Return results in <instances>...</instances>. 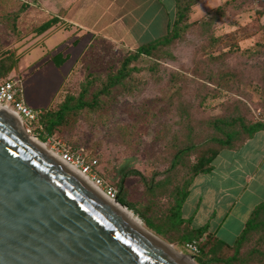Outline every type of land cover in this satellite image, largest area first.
<instances>
[{
	"label": "rangeland",
	"instance_id": "obj_1",
	"mask_svg": "<svg viewBox=\"0 0 264 264\" xmlns=\"http://www.w3.org/2000/svg\"><path fill=\"white\" fill-rule=\"evenodd\" d=\"M198 1L190 4L179 24L178 39L157 46L152 56L141 54L130 59L129 74L109 92L101 93L108 76L116 73L129 55L127 49L83 34L70 49L69 61L59 67L52 60L47 62L46 56H37L54 36L32 48L38 41L29 42L34 31L21 27L22 13L29 4L0 0V57L10 52L17 58L15 68L6 76L17 81L22 99L34 109L50 106L57 110L69 97L74 105L81 94L86 102L95 98L94 106L73 105L56 132L44 141L27 121L22 125L24 132L55 152L64 144L82 152L87 160H96L94 170L105 187L115 191L117 169L127 160L152 184L149 189L139 176L127 177L126 198L132 209L127 208L147 230L173 244L178 252L192 255L195 262L184 243L189 235L186 232L194 230L195 223L192 216L184 217V202L181 216H171L174 191L183 188L192 176L190 167L205 152L208 138H224L226 131L240 129L241 122L264 121V0H227L205 12L193 9ZM70 41H66V48ZM214 120L218 123L213 124ZM209 172L202 175L205 181ZM196 179L197 175L187 184L188 191ZM222 227L216 235L228 244L242 230L231 221ZM207 234L203 231L198 236L200 242L210 236ZM250 237L249 245L255 241L264 249V230ZM215 239L207 245L204 258L228 254L211 250ZM243 252L244 248L240 256ZM257 257L259 263L252 258L248 264H264V250Z\"/></svg>",
	"mask_w": 264,
	"mask_h": 264
},
{
	"label": "water",
	"instance_id": "obj_2",
	"mask_svg": "<svg viewBox=\"0 0 264 264\" xmlns=\"http://www.w3.org/2000/svg\"><path fill=\"white\" fill-rule=\"evenodd\" d=\"M105 196L33 142L0 106V264H198L132 223Z\"/></svg>",
	"mask_w": 264,
	"mask_h": 264
},
{
	"label": "crops",
	"instance_id": "obj_3",
	"mask_svg": "<svg viewBox=\"0 0 264 264\" xmlns=\"http://www.w3.org/2000/svg\"><path fill=\"white\" fill-rule=\"evenodd\" d=\"M20 1L29 4L20 23L24 31H34L35 36H29V42L38 41L32 48L54 36L53 41L45 46V51L37 56L42 54L47 57V62H55V55L60 54L62 65L69 61L70 49L81 41L83 34L134 50L165 35L176 10V0ZM226 1L199 0L193 9L205 12ZM49 21L51 25L47 29L36 32L38 26ZM59 31H62L61 35L57 34ZM70 38V45L66 48L65 43ZM56 49V54H53ZM21 60L17 65L19 68ZM213 165H216L215 169L212 168L206 181L203 173H199L193 182L184 201V217L192 216L196 228L206 225L207 230L215 235L229 221L240 225L241 230L252 209L264 199V129L257 131L237 149L221 150Z\"/></svg>",
	"mask_w": 264,
	"mask_h": 264
},
{
	"label": "trees",
	"instance_id": "obj_4",
	"mask_svg": "<svg viewBox=\"0 0 264 264\" xmlns=\"http://www.w3.org/2000/svg\"><path fill=\"white\" fill-rule=\"evenodd\" d=\"M196 2L197 0H176V10H175V17L173 18V21L169 24V28L167 30V33L153 41H150L148 43L142 44L138 47H136L134 50H128L129 55L125 56L123 58V61L121 63V66L117 69L116 73L108 76V83L105 85L106 88L101 89V93L109 92L112 86H114L116 83L121 82V80L129 74L130 70H127V65L130 59H135L137 56L144 54L147 56H152V53L154 50H156L157 46L159 45H167L169 43H172L174 40L178 39L180 37V31H179V24L183 21V19L186 17V14L190 11V4ZM51 25V22H44L40 26L37 27L36 32L41 33L45 29H47ZM60 54L55 55V62L56 65L59 66L62 57L58 56ZM58 59H57V58ZM17 64V58L14 57L13 53L6 52L3 53L0 57V80H3L7 78V73H9L12 69L15 68ZM6 76V77H5ZM84 94H81L79 96L78 102L76 105L71 104L74 103L73 99L69 97V99H65L60 107L57 110H52L50 106H46L44 108H41L39 110V116H38V123L40 127H37L34 129L36 131L37 135L44 141V139L47 136L53 135L57 127L62 124L65 114L72 109L73 105L76 107H83L85 105L94 106V101L91 100L90 102H86L84 100ZM73 100V101H72ZM214 120L212 123L217 124L218 122H215ZM224 123V121L219 120ZM264 129V121H256V122H250V123H243L241 122V128L240 129H231L230 131H226L224 138L221 137H210L208 138L209 144L206 148L205 152L199 156L197 161L193 163L190 167L191 174L190 179L187 180L185 186L183 188H179L174 191V197L175 202L174 205L170 208L171 216L179 218L180 215V208L182 203L185 201L186 197L189 194V191L187 189V184L190 183L193 176L198 175L199 173H206L209 172L213 168L212 161L217 156V154L223 150V149H237L239 146H241L247 139L251 138L257 131ZM237 140H240L241 142L236 143ZM71 149L74 150L73 147ZM76 151V150H75ZM117 175L119 177L117 181V190H116V198L118 201L124 205H126L129 209H132V204L127 200L126 194V186L124 184V181L127 177L130 176H139L140 181L146 186L151 189L152 184L148 183L146 181L145 176L136 168H133L130 166L128 161L122 163L118 169H117ZM191 216L187 219H190ZM146 223L154 227V225L150 222V220H146ZM260 230H264V199L260 201L250 212L244 227L240 231V233L237 235L235 240L228 244L221 239H219L215 233L209 232L207 230V226H201L199 228H195L194 230L187 231L186 233L189 234L185 237V246L190 249L187 244H194L196 246V250H191V253L195 256L196 261L199 264H210L212 261H216L222 264H234L237 262V264H248L249 261L253 258L258 263L260 262L259 257H257V254H262L263 250L261 246L254 241L253 244L249 245L250 242V235L253 232H259ZM203 231H206L208 233L207 235H210L209 237H206L205 240H202L203 242H200L198 239V236L203 233ZM157 232H161L160 229H158ZM193 232H195L197 235H193ZM214 237H216L215 242L213 246L211 247V250L219 251L221 249L222 253L228 252L225 256H215L212 255L210 257L204 258V255L208 253L209 250L206 251L207 245L210 243L211 239L214 240ZM263 241H261L262 243ZM260 243V242H259ZM244 248L243 255L241 254V249ZM264 248V247H263ZM231 251V252H230ZM230 253V254H229ZM256 255L254 257L253 255Z\"/></svg>",
	"mask_w": 264,
	"mask_h": 264
},
{
	"label": "built area",
	"instance_id": "obj_5",
	"mask_svg": "<svg viewBox=\"0 0 264 264\" xmlns=\"http://www.w3.org/2000/svg\"><path fill=\"white\" fill-rule=\"evenodd\" d=\"M250 1L257 2L258 0ZM0 105L1 107L5 106L4 108L7 107L6 109L10 110L13 114L15 112L21 116L23 123L24 121L31 123V128H37L36 126L39 124V110L31 108L24 102L21 96L20 87L13 77L8 76L7 78L0 80ZM31 128L27 127L26 129L30 132ZM57 153L64 162L74 164L81 168V170L91 178L95 185L104 190L107 197L111 199L116 197L115 189L110 186L105 187L103 179L94 170L96 160L89 161L85 158L82 152L75 151L64 144H62L61 148L57 150ZM187 246L192 250H196V246L192 243L187 244Z\"/></svg>",
	"mask_w": 264,
	"mask_h": 264
},
{
	"label": "bare ground",
	"instance_id": "obj_6",
	"mask_svg": "<svg viewBox=\"0 0 264 264\" xmlns=\"http://www.w3.org/2000/svg\"><path fill=\"white\" fill-rule=\"evenodd\" d=\"M1 106V105H0ZM5 107V106H4ZM7 108V107H6ZM14 112V111H13ZM15 116L18 118V123H19V127L22 128V123H23V120L21 118V116H19L17 113H15ZM26 133V132H25ZM27 136L33 141L35 142L36 144H38L43 150H45L50 156H52L53 158L57 159V160H60L61 162H63V164L72 172L74 173L75 175H77L78 177L82 178L85 182H87L88 184H90L100 195L102 196H105V192L104 190L95 185L91 178L86 174L84 173L81 168H79L78 166L74 165V164H68L66 162H64L63 160H61L60 158V155L51 150V149H48L46 144L43 143L42 141H40L39 139L35 138L33 135H30L28 133H26ZM106 199L111 202V204L113 205V207L115 209H117L122 215H124L128 220H130L132 223H134L135 225L139 226L140 228H145L141 219L139 217H137L131 210H129L128 208H125L124 206L116 203L113 199L105 196ZM174 248V246H173ZM175 249V248H174ZM181 257H183L184 259H186L188 262L192 263V260L191 258L186 255V254H183L181 252H178ZM196 260V259H195Z\"/></svg>",
	"mask_w": 264,
	"mask_h": 264
}]
</instances>
